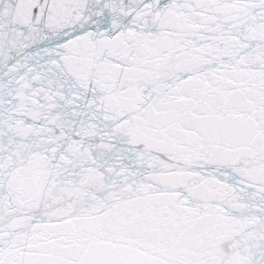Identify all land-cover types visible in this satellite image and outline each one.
Here are the masks:
<instances>
[{
    "label": "snow or ice",
    "instance_id": "obj_1",
    "mask_svg": "<svg viewBox=\"0 0 264 264\" xmlns=\"http://www.w3.org/2000/svg\"><path fill=\"white\" fill-rule=\"evenodd\" d=\"M0 264H264V0H0Z\"/></svg>",
    "mask_w": 264,
    "mask_h": 264
}]
</instances>
